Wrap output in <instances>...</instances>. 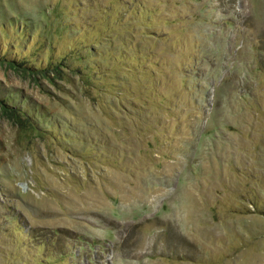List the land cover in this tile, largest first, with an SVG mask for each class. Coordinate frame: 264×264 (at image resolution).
Instances as JSON below:
<instances>
[{
    "label": "rangeland",
    "instance_id": "obj_1",
    "mask_svg": "<svg viewBox=\"0 0 264 264\" xmlns=\"http://www.w3.org/2000/svg\"><path fill=\"white\" fill-rule=\"evenodd\" d=\"M0 264H264V0H0Z\"/></svg>",
    "mask_w": 264,
    "mask_h": 264
}]
</instances>
